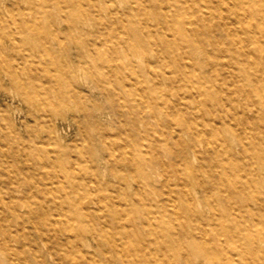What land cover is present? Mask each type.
<instances>
[{
  "label": "rangeland",
  "instance_id": "obj_1",
  "mask_svg": "<svg viewBox=\"0 0 264 264\" xmlns=\"http://www.w3.org/2000/svg\"><path fill=\"white\" fill-rule=\"evenodd\" d=\"M146 2L148 12H157L155 2ZM198 2L184 3L193 20L205 10ZM128 4L0 0V185H10L9 172L20 185L19 204H0V264H134L135 258L140 264H163L148 259L153 250L145 245L127 247L119 239L116 246L100 233L121 231L118 222L137 218L160 234L155 252H171L172 264H196L191 213L196 210L205 220L213 210L195 180L222 208V184L227 174L236 173L233 161L248 164L253 141H264V111L257 113L243 91L228 88L236 78L227 74L226 58L217 57L212 47L193 54L202 74L215 69L211 82L221 88L222 100L191 93L180 60L173 66L158 63L153 50L138 47L142 43L133 27L146 20L148 31H158V42L162 30L171 37L169 31L150 13L128 11ZM123 22L135 33L137 48ZM116 53L126 64L122 70L113 68ZM213 58L216 65L204 63ZM148 59L157 63L147 65ZM130 70L142 79L131 80ZM145 86L169 93V104L141 96ZM195 125L202 129L188 128ZM139 153L154 160L145 177L135 170ZM122 157H134V165L120 162ZM256 162L262 172L261 160ZM119 171L124 180L116 176ZM93 174L97 179L86 181ZM86 184L91 202L81 207L73 199ZM192 196L199 200L185 209L184 200ZM54 198L63 204L54 206Z\"/></svg>",
  "mask_w": 264,
  "mask_h": 264
},
{
  "label": "bare ground",
  "instance_id": "obj_2",
  "mask_svg": "<svg viewBox=\"0 0 264 264\" xmlns=\"http://www.w3.org/2000/svg\"><path fill=\"white\" fill-rule=\"evenodd\" d=\"M152 1L156 4L152 6L157 10L155 13L148 12L151 5L149 6L146 0H129L127 10L132 12L140 10L143 14L150 13V17L153 16L156 19L161 29H167L169 31L167 34L171 37L163 34L162 30L163 35H160V42H158L155 39L158 31L153 30L156 34L148 31L149 24L144 20L138 26H134L135 28L133 27L142 43L138 47L153 50L156 54L155 60L163 65L173 66V62L177 63L179 59L177 64L180 63L178 66L182 67L181 75L186 76L187 74L189 77L186 85L191 93H202L209 100L212 98L222 100L218 95L221 88L211 82L213 78L211 74L215 73V69H212L210 75L206 76L198 69L197 64H193L194 53L212 47L217 57H225L228 61L230 67L227 69V74L236 78V83H230L232 87L228 86V88L243 91L245 96L252 99L253 108L257 113L264 111V0H199L197 8L202 10L204 7L205 10H202L203 13L197 20L189 17L191 9L188 5H184L188 0H172L171 6V3L164 6L163 0ZM209 7H214L216 12L212 13ZM115 12L116 15H120L119 11ZM121 24V28L128 34L130 45L136 46L135 33L132 34V30L124 22ZM121 55L127 56L123 53ZM119 56L118 53L114 55L113 68L122 70L126 64L119 60ZM147 61V65L157 63L156 61L150 62L151 59ZM204 63L216 65L214 58ZM127 75L135 82L142 79L135 70H130ZM172 77L176 78L175 75ZM16 80L18 81V78ZM220 80L223 84L227 79L222 76ZM140 91H142L141 96L158 97V103L161 105L169 104V93L159 91L158 88L145 86L140 88ZM227 101L232 102L231 97H227ZM253 101L257 102V105ZM241 103L246 105L244 102ZM188 128L194 132L202 129L196 125L194 128ZM144 148L141 150L145 151ZM134 157L138 161L136 169L134 167L138 176H148L154 166L153 158L141 153L135 154ZM134 157H122L120 162L134 165ZM248 159V164L243 161H233L236 173L227 174L225 184H222L221 190L226 192L223 193L225 195L222 208H219L217 199H210L212 192L209 193L208 189L201 185L200 180L195 178L202 192L201 197L206 199L207 205H210L209 208L213 210V213L205 220L201 219V215L196 210L191 213L195 230L191 250L199 260L196 264H201L200 261L214 264L216 259L222 260L224 264H239L242 260L245 264H264V170L259 172L255 169L258 159L261 160L258 166L264 169V141H253ZM8 175L10 185H0V204L12 205L14 202L19 204L16 195L20 191V185L12 180L16 177L15 172H9ZM93 175L86 181L96 180L97 176ZM116 176L124 180L120 171ZM76 180L82 179L77 178ZM98 183L100 187L105 188L104 183L99 181ZM86 186L87 184L83 193L73 199L81 207L91 202L89 200L91 187ZM141 188L144 189L143 186ZM214 194H219V190H216ZM198 200L195 196L186 198L184 200L185 209ZM63 202V200L58 201L54 198L53 205H61ZM149 203L154 205L152 199H149ZM118 224L121 231L116 233L101 231L100 233L116 246H118L119 239L122 240V245L127 247H137L136 243H140L141 247L145 245L147 249L153 250V252H148L152 256L148 257L149 260H163V264H172L170 262L173 257L171 252H155L159 245L156 239L160 234L148 226L143 219L137 218L131 223L118 222ZM182 227L180 224V229H183ZM162 233L166 239L169 237L167 231L163 230ZM100 253L106 254V252ZM181 258L185 262L189 261L185 257ZM140 263L135 258L134 264Z\"/></svg>",
  "mask_w": 264,
  "mask_h": 264
}]
</instances>
